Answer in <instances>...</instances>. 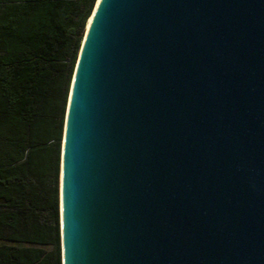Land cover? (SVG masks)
<instances>
[{
  "label": "water",
  "instance_id": "obj_1",
  "mask_svg": "<svg viewBox=\"0 0 264 264\" xmlns=\"http://www.w3.org/2000/svg\"><path fill=\"white\" fill-rule=\"evenodd\" d=\"M92 12L61 142V263L264 264V0Z\"/></svg>",
  "mask_w": 264,
  "mask_h": 264
},
{
  "label": "trees",
  "instance_id": "obj_2",
  "mask_svg": "<svg viewBox=\"0 0 264 264\" xmlns=\"http://www.w3.org/2000/svg\"><path fill=\"white\" fill-rule=\"evenodd\" d=\"M96 2L0 0V264H62L64 118Z\"/></svg>",
  "mask_w": 264,
  "mask_h": 264
},
{
  "label": "bare ground",
  "instance_id": "obj_3",
  "mask_svg": "<svg viewBox=\"0 0 264 264\" xmlns=\"http://www.w3.org/2000/svg\"><path fill=\"white\" fill-rule=\"evenodd\" d=\"M98 2H99V0H97V2H96V4H95V7L97 6ZM95 7H94V8H95ZM93 11H94V10H93ZM92 13H93V12H92ZM91 17H92V15H91ZM91 17L89 18L88 25H89V23H90ZM87 27H88V26H87Z\"/></svg>",
  "mask_w": 264,
  "mask_h": 264
},
{
  "label": "rangeland",
  "instance_id": "obj_4",
  "mask_svg": "<svg viewBox=\"0 0 264 264\" xmlns=\"http://www.w3.org/2000/svg\"><path fill=\"white\" fill-rule=\"evenodd\" d=\"M89 21V20H88ZM87 26H88V22H87ZM87 28V27H86ZM84 32H85V30H84ZM84 35V34H83Z\"/></svg>",
  "mask_w": 264,
  "mask_h": 264
}]
</instances>
